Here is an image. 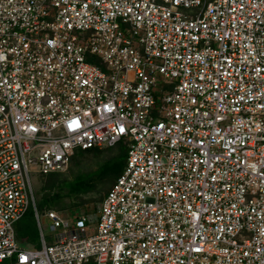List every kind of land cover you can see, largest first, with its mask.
Here are the masks:
<instances>
[{"label":"built area","instance_id":"1","mask_svg":"<svg viewBox=\"0 0 264 264\" xmlns=\"http://www.w3.org/2000/svg\"><path fill=\"white\" fill-rule=\"evenodd\" d=\"M117 145L97 222L51 207L48 242L31 173ZM4 262L264 264V0H0Z\"/></svg>","mask_w":264,"mask_h":264},{"label":"rangeland","instance_id":"2","mask_svg":"<svg viewBox=\"0 0 264 264\" xmlns=\"http://www.w3.org/2000/svg\"><path fill=\"white\" fill-rule=\"evenodd\" d=\"M119 149L124 152V156L126 157V148L124 146H119L113 150L107 148L101 149V151L98 152L85 154L81 157L82 159L79 166L75 163L70 164L69 168L62 173L61 180L66 178L73 179L79 169L87 173L96 171L106 159L118 153ZM31 179L37 199L38 209L41 214L43 229L48 242L54 241V238L52 237V234L54 233L49 228L52 220L46 215L49 208H58L57 210L60 216L71 222L75 220V216H79L82 212H85L91 217L92 221L96 223L101 200L114 180V178L99 180L96 182L95 187L87 193L75 195L73 197L65 196L63 198H56L54 194L59 191V189L50 187L52 179L49 176L43 177L40 174L32 172ZM58 181H60V179H58ZM29 211H32L33 213L32 207L29 208ZM18 226L19 230H22V232L25 233L24 238L28 241L25 240V242L31 243L33 241L34 245H32V247H41L39 227L37 226L34 214H32V218L30 214L27 215L21 220L20 224L16 225V227Z\"/></svg>","mask_w":264,"mask_h":264},{"label":"trees","instance_id":"3","mask_svg":"<svg viewBox=\"0 0 264 264\" xmlns=\"http://www.w3.org/2000/svg\"><path fill=\"white\" fill-rule=\"evenodd\" d=\"M119 146L121 145H117L114 147H108V149L113 150L115 148H118ZM104 149H107V148H104ZM120 149L118 153H116L114 156L106 159L96 171L87 173L79 169V171L74 175L73 179L66 178L62 180H61V175L63 172H55V173H51L47 175L52 179L50 187L59 189V191H57L54 194L55 197L56 198L57 197L63 198L65 196L73 197L75 195L89 192L95 187L96 182H98L99 180H104L106 178L108 179L114 178L115 180L117 176L123 170L124 165H125V160H126V157L124 156V152ZM98 151H101V150L100 149L79 150L76 153V155L73 157L71 163H75L76 165L79 166V164L81 163L82 156H84L87 153H93V152H98ZM58 179H60V181H58ZM29 214L32 218V214H34V211L32 213V211H29L28 209V211L23 216V218H25ZM23 218L21 220H23ZM21 220L19 221L20 223H21ZM19 222L17 224H20ZM17 235H18V238L22 240L23 242H25V240L27 241V239L24 238L25 233L22 232V230H19V226L17 227ZM31 243H33V241ZM0 264H6V263L4 262Z\"/></svg>","mask_w":264,"mask_h":264}]
</instances>
